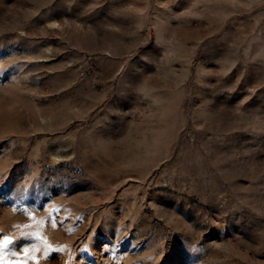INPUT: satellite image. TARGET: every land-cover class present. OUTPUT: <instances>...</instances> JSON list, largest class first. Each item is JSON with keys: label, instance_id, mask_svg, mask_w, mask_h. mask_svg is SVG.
Here are the masks:
<instances>
[{"label": "rangeland", "instance_id": "1", "mask_svg": "<svg viewBox=\"0 0 264 264\" xmlns=\"http://www.w3.org/2000/svg\"><path fill=\"white\" fill-rule=\"evenodd\" d=\"M0 264H264V0H0Z\"/></svg>", "mask_w": 264, "mask_h": 264}]
</instances>
